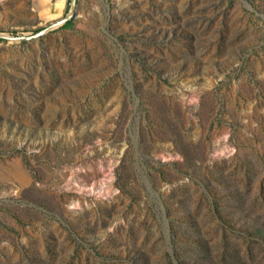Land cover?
Segmentation results:
<instances>
[{
  "label": "rangeland",
  "instance_id": "rangeland-1",
  "mask_svg": "<svg viewBox=\"0 0 264 264\" xmlns=\"http://www.w3.org/2000/svg\"><path fill=\"white\" fill-rule=\"evenodd\" d=\"M71 2L0 0V264H264V0Z\"/></svg>",
  "mask_w": 264,
  "mask_h": 264
},
{
  "label": "water",
  "instance_id": "water-1",
  "mask_svg": "<svg viewBox=\"0 0 264 264\" xmlns=\"http://www.w3.org/2000/svg\"><path fill=\"white\" fill-rule=\"evenodd\" d=\"M72 11L74 10V3H75V0H72ZM73 14V13H72ZM72 14H69V15H67V17H65L62 21H59L58 23H56V24H59V23H65V22H67L68 20H70V18H71V16H72ZM42 33H44V31L43 32H40V33H38L37 35H40V34H42ZM25 37H22V39H24ZM27 38V37H26Z\"/></svg>",
  "mask_w": 264,
  "mask_h": 264
},
{
  "label": "trees",
  "instance_id": "trees-1",
  "mask_svg": "<svg viewBox=\"0 0 264 264\" xmlns=\"http://www.w3.org/2000/svg\"><path fill=\"white\" fill-rule=\"evenodd\" d=\"M70 21H71V20H68V21L65 23V25H66V26H69Z\"/></svg>",
  "mask_w": 264,
  "mask_h": 264
}]
</instances>
